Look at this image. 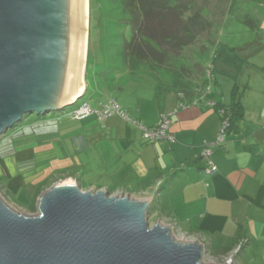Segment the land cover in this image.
<instances>
[{
    "label": "crops",
    "instance_id": "crops-1",
    "mask_svg": "<svg viewBox=\"0 0 264 264\" xmlns=\"http://www.w3.org/2000/svg\"><path fill=\"white\" fill-rule=\"evenodd\" d=\"M233 1L250 9L245 18L254 38L244 44L255 47L240 46L237 51L251 63L241 75L252 74L254 83L241 84L244 117L220 145L214 143L223 120L211 103L229 104L234 83H216L215 92L207 96L188 83L175 86L189 87L186 93L161 89L159 83L153 92L150 85L148 90L128 83H79L78 92L85 86L87 94L91 86L101 101L120 94V107L147 127L169 113L174 139L148 142L119 113L102 122L95 113L80 119L63 111L50 119L45 115L29 123L30 129L24 131L25 124L15 129L7 149L0 142V186L10 194L36 185L32 201L45 187L67 179L76 180L83 191L122 190L151 199L149 214L202 242L212 258L222 262L240 244L237 264H264V0ZM182 103L186 106L179 107ZM207 146L218 167L214 174L205 172L206 162L200 158ZM35 175L41 180H28Z\"/></svg>",
    "mask_w": 264,
    "mask_h": 264
},
{
    "label": "water",
    "instance_id": "water-1",
    "mask_svg": "<svg viewBox=\"0 0 264 264\" xmlns=\"http://www.w3.org/2000/svg\"><path fill=\"white\" fill-rule=\"evenodd\" d=\"M83 34L84 0H0V140L29 115L84 98L85 86L74 91ZM151 206L71 179L40 195L36 215L0 196V264H207L202 242L149 226Z\"/></svg>",
    "mask_w": 264,
    "mask_h": 264
},
{
    "label": "rangeland",
    "instance_id": "rangeland-1",
    "mask_svg": "<svg viewBox=\"0 0 264 264\" xmlns=\"http://www.w3.org/2000/svg\"><path fill=\"white\" fill-rule=\"evenodd\" d=\"M249 11V7L242 5V2L233 0H88V38L83 83L89 85L90 83H128L135 86L145 85L147 87L144 88L148 90L150 85V92H153L155 83H159L160 88L164 90L188 83V85L201 87L206 96L213 94L216 83L225 86L233 83L229 76L217 70L214 71L213 67H210L214 52L222 45L236 49L240 46L251 49L255 47L254 43L244 44L251 41V36L254 38L248 20L245 18ZM134 24L139 25L136 37L139 38L142 48L156 54L153 56L141 50L145 55L135 70L129 67L124 58L125 47L128 46V53H130L138 44V42L130 43L134 35ZM257 48L258 45H256ZM244 51L248 52V50ZM237 52L239 56L245 54ZM211 71L214 73L213 78L208 76L209 72L212 73ZM257 75L261 77V74ZM252 77L253 75L249 73L246 76L241 75L239 84L247 83V81L254 83ZM243 80L245 82H242ZM232 87L233 84L228 92H231ZM175 88L185 93L189 90V87ZM222 92L223 99L228 98L227 91L224 89ZM102 98L97 94L93 95V89L89 86L84 100L90 101L92 109L95 110L99 107ZM113 100L116 102L121 100V95H114ZM52 115L53 113L47 114V118L50 119ZM36 119L38 117L35 115L26 119L24 131L29 127V123ZM13 138V131L9 130L0 142L2 141L3 147L7 149ZM4 163L9 168V160ZM3 167L4 164L0 163L2 172ZM28 180L37 182L41 180V176H31ZM94 180L99 181L100 177L99 179L95 177ZM57 183L45 187L40 194L53 188ZM35 186L31 185L29 189L16 190L10 194L0 186V196L15 211L25 215H36L39 198L32 201L31 196V189ZM110 193L117 196L128 194L122 190ZM128 195L138 199L131 194ZM148 221L149 226L152 227L161 220L150 213ZM173 235L179 241H194L176 228L173 229ZM203 261L212 264L210 261L214 260L210 256H205ZM214 263L222 264L218 259Z\"/></svg>",
    "mask_w": 264,
    "mask_h": 264
},
{
    "label": "trees",
    "instance_id": "trees-1",
    "mask_svg": "<svg viewBox=\"0 0 264 264\" xmlns=\"http://www.w3.org/2000/svg\"><path fill=\"white\" fill-rule=\"evenodd\" d=\"M134 25H135L133 30L134 35L130 43L133 42L134 44L138 42V44H136V48L132 50V52L128 53V46L125 47L126 49L124 51L125 61L129 65V67H131L133 70H135L136 67L139 66V64L142 62L143 55H145L141 52V50L153 56L156 55L153 51L142 48L141 44L139 43V38L136 37V33H137L136 31L139 30V25L138 24H134ZM219 64L221 66H219ZM250 64L251 63L247 59L239 56L237 49L229 47L227 45H222L217 51L214 52V55L212 57L211 60V67H213L212 69L214 71L217 70L218 72L225 74L226 76H229L234 83L233 90L231 92L230 103L226 104L223 101H216V105H215V109L219 114H221L222 119H226V118L228 119V126L226 129V133L231 131L234 128V126L237 125V122L244 117L245 109L241 100L243 96L244 88L243 85L239 84L240 83L239 81H240V76L243 73L244 69ZM116 68L119 69L118 67ZM84 99L85 97L79 102H77L76 105L73 106V108L78 106ZM30 116L31 115L26 117L22 122H20L11 130L14 132V130L19 128L21 125H23L25 120L28 119ZM36 117H42V115Z\"/></svg>",
    "mask_w": 264,
    "mask_h": 264
},
{
    "label": "built area",
    "instance_id": "built-area-1",
    "mask_svg": "<svg viewBox=\"0 0 264 264\" xmlns=\"http://www.w3.org/2000/svg\"><path fill=\"white\" fill-rule=\"evenodd\" d=\"M211 67V66H210ZM211 70V69H210ZM212 72V71H211ZM208 76L210 78H213V72L208 73ZM210 90V87L208 88ZM216 102H212L211 106L215 107ZM186 104L182 103L179 105V107H185ZM63 112H68L70 116L73 119H80L83 118L87 115H90L92 113L97 114L98 120L99 121H105L112 117L114 114L119 113L121 114L128 122L136 126L142 131L143 138L148 141V142H159V141H170L174 139V136L170 133V114L169 113H163L161 115L160 121L157 125L152 126V127H147L143 125L139 120L131 118L120 106L119 104L113 100L109 99L106 101H101L99 103V107L97 109H92L90 105V101L88 100H83L78 106L74 108H70L66 111ZM223 120V125L221 128V131L219 132L217 141L214 143V145H220L224 140H225V135H226V129L228 126V119H222ZM212 151L210 149V146H207L201 153L200 158L205 160L206 162V167H205V172L207 174H214L218 171V167L213 161L211 157ZM127 195V194H121ZM117 196V195H116ZM119 196V195H118ZM173 233V229L175 228L174 225H170ZM241 245L239 244L237 248L233 251H231L228 255H226L222 261V264H237L236 261V254L240 250ZM205 256H210L208 253H205L203 256V260ZM211 257V256H210ZM214 261L212 264L215 262L216 259L212 258ZM217 262V261H216ZM211 264V263H210ZM214 264H219V263H214Z\"/></svg>",
    "mask_w": 264,
    "mask_h": 264
},
{
    "label": "bare ground",
    "instance_id": "bare-ground-1",
    "mask_svg": "<svg viewBox=\"0 0 264 264\" xmlns=\"http://www.w3.org/2000/svg\"><path fill=\"white\" fill-rule=\"evenodd\" d=\"M88 0H84V34H83V42H82V53H81V64H80V73L78 79L75 84L74 91L78 93L80 89V84L83 83V72H84V64H85V56H86V47H87V38H88ZM80 83V84H79ZM74 92V94H76ZM74 98V97H73Z\"/></svg>",
    "mask_w": 264,
    "mask_h": 264
}]
</instances>
